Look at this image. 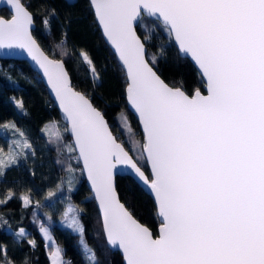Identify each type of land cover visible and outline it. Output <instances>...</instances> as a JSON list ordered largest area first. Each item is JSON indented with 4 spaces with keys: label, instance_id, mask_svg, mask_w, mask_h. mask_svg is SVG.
Segmentation results:
<instances>
[{
    "label": "snow or ice",
    "instance_id": "snow-or-ice-1",
    "mask_svg": "<svg viewBox=\"0 0 264 264\" xmlns=\"http://www.w3.org/2000/svg\"><path fill=\"white\" fill-rule=\"evenodd\" d=\"M7 4L12 16L0 18V48L26 49L44 70L99 201L106 242L123 251L126 264H264V0H91L126 70L127 100L142 124L140 151L151 180L105 115L74 89L63 61L41 50L28 7L22 0ZM145 15L161 21L180 53L195 62L207 95L198 89L189 95L157 74L156 55L147 58L149 36L137 34ZM79 55L99 82L91 57L83 50ZM117 164L154 193L163 218L158 236L121 203ZM68 227L84 231L76 216ZM41 231L51 240L46 228ZM84 247L90 264H98ZM0 264H15L3 246ZM52 264H64L59 248Z\"/></svg>",
    "mask_w": 264,
    "mask_h": 264
},
{
    "label": "trees",
    "instance_id": "trees-1",
    "mask_svg": "<svg viewBox=\"0 0 264 264\" xmlns=\"http://www.w3.org/2000/svg\"><path fill=\"white\" fill-rule=\"evenodd\" d=\"M22 1L34 15L33 34L40 45L65 62L75 88L101 110L118 140L150 176L140 151L144 135L127 104L126 74L104 40L89 0ZM0 16L9 18L11 13L0 8ZM143 25L137 31L142 39L149 36L147 57L151 60L156 55L153 67L160 76L190 95L203 90L202 76L180 55L165 26L146 16ZM81 50L93 60L99 82L93 83ZM117 189L133 215L157 235L160 219L153 199L130 176L117 177ZM68 206L74 207L82 234L62 223ZM49 219H53L50 224L63 259L90 264L87 245L98 264H124L122 255L107 245L72 138L47 87L26 61L0 59V246L6 247L7 258L15 264H51L40 230ZM20 229L26 231L23 236L16 235Z\"/></svg>",
    "mask_w": 264,
    "mask_h": 264
},
{
    "label": "water",
    "instance_id": "water-1",
    "mask_svg": "<svg viewBox=\"0 0 264 264\" xmlns=\"http://www.w3.org/2000/svg\"><path fill=\"white\" fill-rule=\"evenodd\" d=\"M90 4H91V0H89ZM23 3V1H22ZM24 4V3H23ZM25 5V4H24ZM26 6V5H25ZM91 7L95 13V9H94V6L91 4ZM0 8H7L9 11H10V5L7 4V0H0ZM29 10V9H28ZM30 11V10H29ZM31 12V11H30ZM11 13V16H12V12L10 11ZM11 16L9 18H6L4 16H0V18H3V19H11ZM95 16H96V13H95ZM146 16V15H145ZM34 17V15H33ZM147 17V16H146ZM96 20H97V23H98V26L103 34V37H104V40L106 41V43L109 45V47L112 49V51L115 53L116 57H117V60L119 62V64L121 65V67L123 68L125 74H126V70L124 69L121 61L119 60L118 58V55L117 53L115 52V49L114 47L110 44V42L107 40L106 36L104 35V31H103V27L102 25L100 24L99 22V19L98 17L96 16ZM163 26L164 24L159 21ZM36 28V22H35V18H34V21H33V24L30 26V31L32 33V36L33 38L36 40L37 44L40 46L41 50L45 53V55H47L49 57V59H55L53 58L52 56H50L45 50L44 48L40 45V43L38 42V40L35 38L34 34H33V31L34 29ZM137 34L139 35L138 31H137ZM140 36V35H139ZM142 39V37H141ZM172 39H173V42L174 44L176 45L178 51H179V48H178V45L174 39V37L172 36ZM143 40V39H142ZM146 50L148 52V48L146 46ZM180 53V51H179ZM180 55L182 57H185V58H188L192 63L193 65L196 67V69L198 70V72L200 73V75L202 76L200 70L198 69V66L195 64V62L191 59L190 56H186L182 53H180ZM148 58V57H147ZM0 59H13V60H20V61H26L30 66L31 68L40 76V78L42 79L43 83L45 84V86L47 87L48 89V93L50 95V98L52 99V101L54 102L57 110H58V113L60 115V118L61 120L66 124L67 126V132L68 134L70 135V137L72 138V142H73V145H74V148H75V151H76V154H77V158L79 159V162L81 163V166H82V170H83V173H84V176H85V180H86V184L92 194V197L94 198L95 202H96V205H97V208H98V211H99V214H100V217H101V222H102V213H101V209H100V205H99V201L98 199L96 198V193H95V190L94 188L92 187V183L91 181L89 180L88 178V173H87V169L85 168V165H84V161H83V158L80 156L79 154V149L78 147L75 146V137L72 135L71 133V130H70V124L66 118V115L65 113L63 112V109L61 108V105H60V102L56 96V93H55V90L53 89L52 85L49 83V80H48V77L45 75L44 73V70L40 67V65L28 54V51L26 49H21V48H18V47H12V48H0ZM57 60H61V59H57ZM63 61V60H62ZM64 63V67H65V70L68 72L69 74V78L71 80V83L74 87V89L78 92H81L83 93L82 91L78 90L75 88L74 86V83H73V80L70 76V73L66 67V64L65 62L63 61ZM154 70L156 71V69L154 68ZM157 72V71H156ZM158 75H160L158 72H157ZM161 77V76H160ZM127 78V76H126ZM162 78V77H161ZM203 80H204V86H203V90H199L203 95H207V81H206V78H204L202 76ZM163 79V78H162ZM164 80V79H163ZM165 81V80H164ZM166 82V81H165ZM167 83V82H166ZM170 85V84H169ZM172 86V85H170ZM183 90V89H182ZM185 91V90H184ZM186 92V91H185ZM187 93V92H186ZM85 94V93H83ZM188 94V93H187ZM86 95V94H85ZM190 95V94H189ZM87 96V95H86ZM88 97V96H87ZM89 98V97H88ZM126 98H127V94H126ZM90 99V98H89ZM91 100V99H90ZM92 102V100H91ZM93 106L96 107L94 105V103L92 102ZM127 104H128V108L129 110L135 115V117L137 118L138 122H139V125H140V129L143 133V130H142V124L140 123L139 121V117H138V114L135 112L134 108H132V106L129 104L128 100H127ZM97 108V107H96ZM98 110H100L99 108H97ZM101 111V110H100ZM106 121L108 122L107 118L105 117ZM109 124V123H108ZM110 127V125H109ZM111 129V127H110ZM112 130V129H111ZM114 134V133H113ZM115 135V134H114ZM116 136V135H115ZM118 139V138H117ZM119 143L123 144L121 141L118 140ZM124 146V144H123ZM125 147V146H124ZM125 150L128 151L125 147ZM130 155H132L130 152H129ZM144 156L146 157V153L144 154ZM134 158V157H133ZM148 164V163H147ZM148 168H149V173H150V176L145 172V170L142 168V170L144 171L145 175L148 176L149 180L152 179V171H151V166L150 164H148ZM113 175H114V184H115V187H116V192L119 196V199L121 201V203L125 204L121 198H120V195H119V192H118V189H117V177H123V176H130L132 177L142 188L143 190L153 199L155 205H156V208H157V214L159 216V211H158V205H157V202H156V199H155V195L154 193L151 191L150 187L146 184H144L137 176H135L130 170L129 168L126 166V165H122V164H117L116 167L113 169ZM126 206V205H125ZM127 207V206H126ZM128 208V207H127ZM135 217V216H134ZM136 218V217H135ZM137 219V218H136ZM159 219H160V225L158 227V233L157 235H154V236H158L159 235V229H160V226H161V222H162V217L159 216ZM138 220V219H137ZM139 221V220H138ZM140 222V221H139ZM141 224H143L142 222H140ZM144 226H146L145 224H143ZM103 226V225H102ZM147 228H149L148 226H146ZM149 230L153 233V231L149 228ZM154 234V233H153ZM108 245V244H107ZM108 247L111 249V250H114V251H118L122 257H123V261H124V264H126V260H125V257H124V253L121 249H119L118 247H114V246H110L108 245Z\"/></svg>",
    "mask_w": 264,
    "mask_h": 264
},
{
    "label": "rangeland",
    "instance_id": "rangeland-1",
    "mask_svg": "<svg viewBox=\"0 0 264 264\" xmlns=\"http://www.w3.org/2000/svg\"><path fill=\"white\" fill-rule=\"evenodd\" d=\"M64 216H65V219L62 220V223L68 226V224L71 221V217L72 216H76V218H77V214L74 211V207L73 206H68L66 211H65V215ZM52 220L53 219H49L46 224L42 225L44 228H46L48 230V235L51 237V240H49L45 236L44 232L41 231V233H42V235H43V237H44V239L46 241V246L49 247V257H50V263L51 264H52V252L55 251L56 248L60 249V256H61V259L63 261L62 249H61L60 245L58 244V242H57V240H56V238H55V236L53 234L52 224H50L52 222ZM40 230H41V228H40ZM25 232L26 231L24 230V233Z\"/></svg>",
    "mask_w": 264,
    "mask_h": 264
},
{
    "label": "built area",
    "instance_id": "built-area-1",
    "mask_svg": "<svg viewBox=\"0 0 264 264\" xmlns=\"http://www.w3.org/2000/svg\"><path fill=\"white\" fill-rule=\"evenodd\" d=\"M64 264H73L72 257H66L63 259Z\"/></svg>",
    "mask_w": 264,
    "mask_h": 264
}]
</instances>
